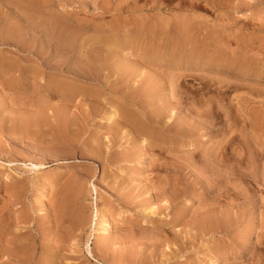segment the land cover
Segmentation results:
<instances>
[{
    "label": "rangeland",
    "instance_id": "obj_1",
    "mask_svg": "<svg viewBox=\"0 0 264 264\" xmlns=\"http://www.w3.org/2000/svg\"><path fill=\"white\" fill-rule=\"evenodd\" d=\"M0 264H264V0H0Z\"/></svg>",
    "mask_w": 264,
    "mask_h": 264
},
{
    "label": "bare ground",
    "instance_id": "obj_2",
    "mask_svg": "<svg viewBox=\"0 0 264 264\" xmlns=\"http://www.w3.org/2000/svg\"><path fill=\"white\" fill-rule=\"evenodd\" d=\"M208 1V0H207ZM187 8V7H186ZM245 14V13H244ZM246 15V14H245ZM179 30V29H178ZM177 37V36H176ZM116 112L115 111H111V114H110V120H112V119H114L115 117H116ZM148 132V131H147ZM51 189V187L49 186V187H46L45 188V194H44V199H43V201H46V200H48L49 198H50V196H49V193H48V191ZM93 189H95L94 187H93ZM96 190V189H95ZM97 192V191H96ZM96 198H98L97 196H96ZM100 198V197H99ZM98 198V199H99ZM94 201V200H93ZM42 206V205H41ZM157 207V206H156ZM155 207V205H153V206H151V207H149L150 208V210H156L157 208ZM145 210V212L146 211H148L149 209L148 208H146L145 207V209H144V207H143V211ZM151 212V211H150ZM154 212V211H153ZM148 214H149V211H148ZM95 219H96V221H95V224H98L97 226H98V229H97V232L100 234L101 233V231H104V230H107L110 226H111V220H110V218H109V216H108V214H106V210H105V208L103 207V206H100V205H97L96 204V207H95ZM96 231V230H95ZM14 250V249H13Z\"/></svg>",
    "mask_w": 264,
    "mask_h": 264
}]
</instances>
